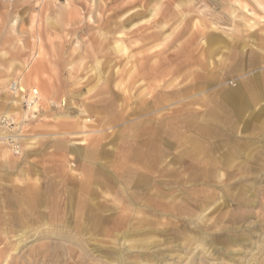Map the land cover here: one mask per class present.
<instances>
[{
    "label": "rangeland",
    "instance_id": "1",
    "mask_svg": "<svg viewBox=\"0 0 264 264\" xmlns=\"http://www.w3.org/2000/svg\"><path fill=\"white\" fill-rule=\"evenodd\" d=\"M241 2L245 9L236 0H4L0 115L9 85L29 68L44 73L49 103L36 118L10 116L28 141L0 161V264H264V98L240 115L216 110L229 90L264 93V0ZM207 36L223 41L207 49ZM251 52L263 62L246 69ZM145 139L161 143L163 158L144 182L131 181L142 167L125 156L141 154ZM55 144L97 156L90 165ZM88 172L99 181L102 221L81 230L65 201ZM22 184L61 200L25 215ZM127 201L137 214L122 217ZM28 221L34 231L23 236ZM201 232L210 249L184 247Z\"/></svg>",
    "mask_w": 264,
    "mask_h": 264
},
{
    "label": "bare ground",
    "instance_id": "2",
    "mask_svg": "<svg viewBox=\"0 0 264 264\" xmlns=\"http://www.w3.org/2000/svg\"><path fill=\"white\" fill-rule=\"evenodd\" d=\"M236 3L238 4V6L241 9L246 8L244 5H242L241 0H236ZM154 11H155V9L153 10V12ZM197 26L200 28H203L201 21H199L198 24H196V21H195L192 24V29H194ZM206 39H207V41L205 42V45H207V47H206L207 49H208V47L210 48L213 44L219 45L223 41V40H219V39L218 40L217 39H213V40L209 39L208 40V36ZM244 48H245V46H243L241 48V53L239 54L240 57L243 55V49ZM121 49H124L123 46L121 47ZM258 50L261 52H264V40L263 39H261L259 42ZM248 55H249L248 58H245L246 69H252L256 66H259V64L263 62V58L261 56H259L258 54H256L255 52L253 54L251 52ZM167 59H170V57ZM143 67L145 69V72L142 74L145 75L147 78L153 77V74L151 73L152 68L150 67V71L146 70L147 66L145 63L143 64ZM44 79H46L44 73L39 72L36 68L25 69V71H23V73H21V77L17 81H13L10 84L12 86L15 85L16 90L14 92V95L12 93L10 94V100H9V102L7 101L6 105L4 106L5 110L3 112V115L10 117L11 115H18V114H21L20 112H23L25 114V116L27 114H30V116H32V118H36L33 113L38 110V106L41 104L47 105L49 103L48 102L49 101L48 100L49 89H48V86L45 83H43ZM10 85H9V90H11ZM247 85L248 86L246 87L245 90L242 89L241 87H238L237 89L229 90L228 92H226V93L224 92L222 94V98H223V100H225L226 104H223L221 102L220 104L216 105V107H217L216 110H218L219 116L228 114L229 108L230 109L232 108V110L235 111V114L240 115L241 113L244 112V110L246 108H248L250 106V104H251V102H253V100L256 102H257V100L258 101L263 100L264 93L259 92V94L256 95V91L251 86V84H247ZM26 86L30 87L29 91L26 90ZM157 87L159 88L160 86H156V87L154 86V89H156ZM151 89H153V88H151V86H149L148 90H150V91H149L148 95H152L153 91ZM25 95L28 96L27 102L28 103L32 102V105L29 106L28 111H24L21 108L22 97ZM33 95H35V97H36L35 99H34ZM7 97H9V94H7ZM257 97H259V99ZM162 101H163V96L162 97L160 96L157 99V102L162 103ZM55 105H57V104L55 103ZM227 105H229V106H227ZM147 109H149V108H147ZM54 118H55V120L66 119L67 115L65 113L63 115H57ZM90 121H91L90 119H85V120H83V123L79 124L78 126H80L82 129H86L87 127H86L85 123L90 122ZM231 123H233V122H231ZM1 134H4V133L2 132ZM55 135L62 137L63 135H66V133L64 134V133L58 132ZM26 140L28 141V139H26ZM20 141H21L20 143L23 144L25 139H22ZM27 141H25V142H27ZM156 142L152 141L151 139H149V140L145 139V140H143L142 145H141L143 147V152L141 154H139V152H138V154L125 156L127 161H131V163L135 162L136 164H139V166L142 167V169H141L142 173L136 175V177L132 176L131 181H133V179H135L134 181L144 182L147 179V172L150 169H152L163 158L162 152L160 150H158V147L161 146L160 145L161 143L159 145H157ZM83 144L84 143H82V145ZM195 144H197V143H194V145ZM139 145H140V142H138V146ZM20 147H21V145H20ZM4 148H6V150L8 152ZM55 148L61 149V150H67L71 154L79 156L81 158V160L88 162L90 165H92L94 163L95 158L97 156L93 152L84 150V148H76V147L69 148V147L61 145V144H55ZM20 151H21V148H20ZM10 154H11V151L5 145L0 146V161L9 157ZM71 166L72 165H70V168H68L67 172L72 171ZM126 170L129 171L128 168H126ZM140 178H141V180H140ZM22 185L23 186H21V187H17L16 190L20 194V199H18L19 208H21V212H23L25 215L29 214L30 212L32 213V208L33 209L35 208L34 210H37L38 208H41V207L48 208L49 206L51 207V205L56 204V202H60V201H58L60 198L58 195L56 196L57 199L54 198V199L48 200L49 199V197H47L48 196L47 195L48 190L46 188L44 190L39 189V188H36V189L33 188L32 189L30 187L28 188L27 185H24V184H22ZM97 186H99L98 178H96V175L88 172V175L86 174L84 181H81L78 184H75V186H73V187H75V189L73 191H69L67 193V198L65 201L66 205L68 206L69 211H71V212L75 213V215L81 217L80 218L81 220L79 219V222H80L79 224L81 226H83L81 230H83L84 227H91L94 230L95 228H97L101 224L102 212L93 203V200L96 196V194H95L96 189L95 188H97ZM101 188L105 189L106 187L102 186ZM65 190H66V188H65ZM85 194L87 197L82 199V196H85ZM26 196H29V197L27 198ZM60 200H61V198H60ZM126 203L127 204L124 203V205L119 207L118 213L121 214L122 217L125 216L126 214L130 213V212H133V211H134L133 212L134 214L135 213L137 214V211H135V209L138 207L135 206V204L131 201H127ZM133 208H134V210H133ZM130 210H133V211H130ZM31 216H30V219H32ZM39 217H43V216H39ZM59 218H60V216H59ZM84 220H86V221H84ZM31 226L32 225L30 224V221L26 222L25 225L23 226L22 231H21V235L24 236V235L28 234V232L30 233L31 230H33V228L31 229ZM49 227L51 228V226H49ZM49 227L47 226V228H45V230L42 232L45 234L51 233V229H49ZM39 232H41V230L37 231V233H39ZM207 238H208V236L205 235L204 233L202 234V232H201V234L193 235V236L187 238V241H186V244L184 247L190 248V246H192L193 244H196L195 246L201 247L202 249H204V248L206 249V247H208V249H210V246H213V243L210 241V239H207ZM19 245H20V241L18 242V244H16V246H13V252L18 251ZM0 247H2V246H0ZM131 248H134V247H131ZM214 248H215V246H214ZM0 251H2V250L0 249ZM206 251L204 253H206ZM4 261H7V259L5 260V258H4ZM31 261H32V259H31ZM120 262L121 261L119 260V263Z\"/></svg>",
    "mask_w": 264,
    "mask_h": 264
},
{
    "label": "built area",
    "instance_id": "3",
    "mask_svg": "<svg viewBox=\"0 0 264 264\" xmlns=\"http://www.w3.org/2000/svg\"><path fill=\"white\" fill-rule=\"evenodd\" d=\"M10 86V92L14 95L16 86ZM33 96L35 99V95ZM27 98V95L22 97V105L24 106L26 111H28L29 106L32 105V102H27ZM2 132L4 134H1ZM20 140H22V136L21 129L19 130V124L16 123L11 117L0 115V146L5 145L11 152L18 154L21 148Z\"/></svg>",
    "mask_w": 264,
    "mask_h": 264
},
{
    "label": "crops",
    "instance_id": "4",
    "mask_svg": "<svg viewBox=\"0 0 264 264\" xmlns=\"http://www.w3.org/2000/svg\"><path fill=\"white\" fill-rule=\"evenodd\" d=\"M4 3V0H0V8H1V5ZM20 77H17L15 80H18ZM13 80V81H15Z\"/></svg>",
    "mask_w": 264,
    "mask_h": 264
}]
</instances>
